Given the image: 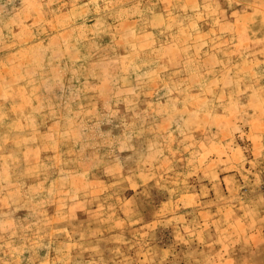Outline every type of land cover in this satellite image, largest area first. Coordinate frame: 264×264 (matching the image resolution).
I'll return each mask as SVG.
<instances>
[{"label":"rangeland","instance_id":"obj_1","mask_svg":"<svg viewBox=\"0 0 264 264\" xmlns=\"http://www.w3.org/2000/svg\"><path fill=\"white\" fill-rule=\"evenodd\" d=\"M0 264H264V0H0Z\"/></svg>","mask_w":264,"mask_h":264}]
</instances>
